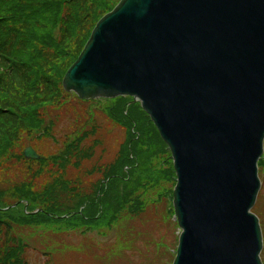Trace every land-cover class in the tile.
Here are the masks:
<instances>
[{"label": "water", "instance_id": "water-1", "mask_svg": "<svg viewBox=\"0 0 264 264\" xmlns=\"http://www.w3.org/2000/svg\"><path fill=\"white\" fill-rule=\"evenodd\" d=\"M91 34L64 89L133 97L154 121L176 173L173 264H263L264 0H121Z\"/></svg>", "mask_w": 264, "mask_h": 264}, {"label": "trees", "instance_id": "trees-1", "mask_svg": "<svg viewBox=\"0 0 264 264\" xmlns=\"http://www.w3.org/2000/svg\"><path fill=\"white\" fill-rule=\"evenodd\" d=\"M119 1L0 0V264H31L28 253L32 245L19 235L22 228L39 224L42 214L52 218L72 214L87 200L79 192L78 200H74L70 187L73 182L65 172L68 166L79 167L82 159L92 156L91 148H85L83 142L71 153L68 148L75 147L72 137L65 140L60 151L49 154L50 141L42 144L44 148L49 146L42 151L34 140L54 137L52 122L48 123L46 116L51 109L65 108L71 96L63 89L62 78L99 18ZM129 102L126 97L116 98L106 109L128 132L117 161L105 168L106 178L114 176L98 190L103 200L107 195L115 198L110 208L117 206V210L111 209L116 214L124 210L128 214L133 209V203L127 206L126 200L132 188L149 184L151 176L144 180L140 172L152 167V157L160 154L158 149L169 153L149 116L137 103L130 109ZM133 126L138 134L132 131ZM77 130L72 134L80 137L82 132ZM26 139L41 154L40 160L24 158ZM8 158L20 168H15ZM52 165L58 168L54 173ZM22 203L24 209L17 210ZM37 209L42 212L35 214ZM98 210L97 215L104 217L105 209L99 205ZM77 216L84 221L92 219L86 211L84 216Z\"/></svg>", "mask_w": 264, "mask_h": 264}, {"label": "rangeland", "instance_id": "rangeland-1", "mask_svg": "<svg viewBox=\"0 0 264 264\" xmlns=\"http://www.w3.org/2000/svg\"><path fill=\"white\" fill-rule=\"evenodd\" d=\"M67 101L65 108L51 109L46 116V121L52 122L51 133L54 137H39V141L35 139L34 144L44 151L42 144H47L45 141L48 140L51 148L47 152L57 153L65 140L73 137L75 147L68 148L71 153L83 145V142L85 148H91L92 156L82 159L79 167L68 166L65 173L69 172L66 176L73 182L70 187L76 188L73 189L74 200H78L77 192L81 193L83 200L87 199L81 206L92 219L84 221L80 216L60 219L42 214L39 224L22 228L19 235L32 245L28 253L31 264L172 263L173 252L179 240V228L173 217L174 210L169 196L175 186L170 153H164L161 147H156L160 154L152 157V167L140 172L146 178L144 180L151 176L147 181L149 184L134 190L132 188L126 202L127 206L133 203V209L128 214L125 210L119 214L114 213L111 209L117 210V206L110 208L114 205V197L107 195L105 200L103 194L98 199L96 197L100 182L106 178L105 168L117 161L118 151L127 140L126 128L114 121L106 111L110 105L106 107L105 101L95 103L96 101H85L76 96H70ZM131 102L130 109L136 105ZM75 129H78L76 132H82L80 137L72 134ZM28 142L26 139L24 145ZM44 146V149L49 148ZM151 147L155 149L154 146ZM74 160L73 158L72 163ZM9 163L20 168L12 159ZM51 167L52 173L58 169L53 165ZM259 176L262 183L255 212L260 217L264 235V157L259 162ZM111 177H107V180ZM99 205L105 209L104 217L97 215ZM24 207L22 203L16 209L22 211ZM261 257L264 262V247Z\"/></svg>", "mask_w": 264, "mask_h": 264}]
</instances>
